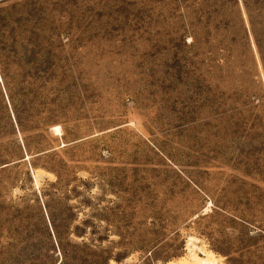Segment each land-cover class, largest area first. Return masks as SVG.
<instances>
[{
    "label": "rangeland",
    "instance_id": "obj_1",
    "mask_svg": "<svg viewBox=\"0 0 264 264\" xmlns=\"http://www.w3.org/2000/svg\"><path fill=\"white\" fill-rule=\"evenodd\" d=\"M0 78V264H264V0H0Z\"/></svg>",
    "mask_w": 264,
    "mask_h": 264
},
{
    "label": "bare ground",
    "instance_id": "obj_2",
    "mask_svg": "<svg viewBox=\"0 0 264 264\" xmlns=\"http://www.w3.org/2000/svg\"><path fill=\"white\" fill-rule=\"evenodd\" d=\"M188 252L190 253V261L187 262L188 260H184L181 264H216V259L209 252L201 251L203 253H200V256L190 250Z\"/></svg>",
    "mask_w": 264,
    "mask_h": 264
},
{
    "label": "trees",
    "instance_id": "obj_3",
    "mask_svg": "<svg viewBox=\"0 0 264 264\" xmlns=\"http://www.w3.org/2000/svg\"><path fill=\"white\" fill-rule=\"evenodd\" d=\"M1 79V78H0ZM2 90H3V94L7 97V99L9 100V93H8V89H7V86L6 84L4 83V85H2ZM53 230L52 231V234L54 235V240H55V243H56V246L58 247V244H59V238H58V233L56 231V229L53 227L52 228ZM106 232V231H104ZM106 236L103 237V239H105ZM63 254V253H62Z\"/></svg>",
    "mask_w": 264,
    "mask_h": 264
}]
</instances>
